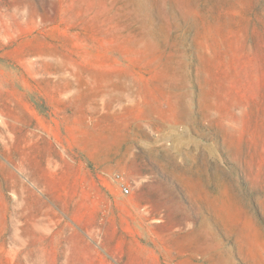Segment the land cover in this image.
Returning <instances> with one entry per match:
<instances>
[{
  "label": "rangeland",
  "instance_id": "rangeland-1",
  "mask_svg": "<svg viewBox=\"0 0 264 264\" xmlns=\"http://www.w3.org/2000/svg\"><path fill=\"white\" fill-rule=\"evenodd\" d=\"M0 264H264V0H0Z\"/></svg>",
  "mask_w": 264,
  "mask_h": 264
},
{
  "label": "built area",
  "instance_id": "built-area-1",
  "mask_svg": "<svg viewBox=\"0 0 264 264\" xmlns=\"http://www.w3.org/2000/svg\"><path fill=\"white\" fill-rule=\"evenodd\" d=\"M130 189L127 187V186H125V185H123L122 186V190H121V193L124 195V196H127L128 194H130Z\"/></svg>",
  "mask_w": 264,
  "mask_h": 264
}]
</instances>
